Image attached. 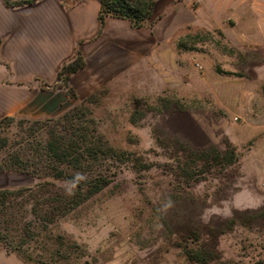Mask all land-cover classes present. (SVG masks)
<instances>
[{"label": "rangeland", "instance_id": "rangeland-1", "mask_svg": "<svg viewBox=\"0 0 264 264\" xmlns=\"http://www.w3.org/2000/svg\"><path fill=\"white\" fill-rule=\"evenodd\" d=\"M153 2L155 25L121 38L129 68L94 63L52 85L68 97L50 116L0 126V192L12 193L0 264H264V29L196 23L197 0ZM68 112L65 132L54 122ZM53 130L97 152L80 172L112 175L74 209L81 174L47 155Z\"/></svg>", "mask_w": 264, "mask_h": 264}, {"label": "crops", "instance_id": "crops-1", "mask_svg": "<svg viewBox=\"0 0 264 264\" xmlns=\"http://www.w3.org/2000/svg\"><path fill=\"white\" fill-rule=\"evenodd\" d=\"M197 2L196 23L221 29L228 18L235 24L230 28L264 29L263 0ZM100 10L99 0H33L20 5L0 0V121L5 117L39 118L41 110L50 116L58 110L68 95L61 94L63 88L56 95L52 85H62L58 80L62 67L78 56L84 66L68 83L92 70L94 63L96 73L108 72L109 76L130 67V54L125 57L127 67L121 66V38L147 26L135 28L130 20L108 17L102 28ZM155 13L156 8L151 26ZM50 88L53 95L42 96Z\"/></svg>", "mask_w": 264, "mask_h": 264}, {"label": "trees", "instance_id": "trees-1", "mask_svg": "<svg viewBox=\"0 0 264 264\" xmlns=\"http://www.w3.org/2000/svg\"><path fill=\"white\" fill-rule=\"evenodd\" d=\"M101 4V10L99 15V21L103 28L105 25L106 19L108 17L118 18V19H127L132 22V25L135 28H142L145 26H151L152 19L154 16L155 4L153 0H99ZM84 66L80 56L77 57L73 62L66 64L62 67L58 80L62 84H68L70 78L73 74L77 73ZM69 112L65 113L64 117L61 120L55 121V124H58V127L65 132H69L70 128L66 129L64 125L66 123H73V117ZM7 120H14L12 117L3 118L0 121V126ZM52 123V122H50ZM57 133L56 130L51 131L49 134V141L47 143L46 152L49 157L53 159L55 163L59 165H64L69 171L77 172L81 174V181H79L80 186L74 191V197L67 202L71 203L72 209L80 206L83 202L89 200L99 192H101L105 187L110 184L111 176L109 170L103 172H80L83 168L84 160H90L97 156L96 151H82L77 147L76 143H71L72 138L65 134ZM95 152V154H93ZM212 154H215L214 160L218 164L233 165L238 161V158L235 154V151H228L223 154L217 149L212 150ZM212 156V155H211ZM11 169L0 168V172L9 171ZM86 174V175H85ZM58 179L68 180L75 182L78 179L70 173L66 174L62 171L55 175ZM64 178V179H62ZM12 193L8 191L0 192V205L2 200ZM75 199L77 201H75Z\"/></svg>", "mask_w": 264, "mask_h": 264}]
</instances>
